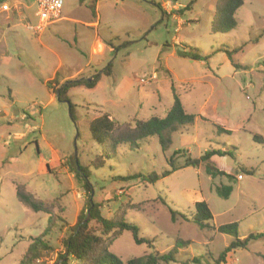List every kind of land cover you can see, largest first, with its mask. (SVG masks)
Segmentation results:
<instances>
[{
  "label": "rangeland",
  "instance_id": "obj_1",
  "mask_svg": "<svg viewBox=\"0 0 264 264\" xmlns=\"http://www.w3.org/2000/svg\"><path fill=\"white\" fill-rule=\"evenodd\" d=\"M21 1L29 7L19 15L16 0H0L12 8L0 13V264H21L29 247L41 241L50 250L30 264L62 263L61 239L80 214H88L83 182L67 166L73 155L87 171L92 198L105 217L123 203L138 205L126 219L155 249L136 244L124 231L110 248L123 261L168 253L181 240L190 244L170 264H194L199 256L214 264L235 240L218 233L220 226L238 223L240 240L264 234V142L254 140L264 139V0H244L237 27L225 34L211 32L216 0H64L61 19L39 34L29 29L39 22L36 8ZM162 7L170 14L163 15ZM181 50H196L203 61L184 58ZM98 75L94 88H70L69 103L47 87L50 81L57 87L54 81ZM173 86L195 122L172 133L166 151L154 136L135 151L110 147V158L96 168L93 162L104 149L91 136V121L103 113L118 122L164 118L174 103ZM176 151L186 153L175 158L177 167L185 161L181 155H216L198 168L162 177ZM151 173L160 179L150 183ZM128 176L134 178L120 179ZM21 185L55 204L53 212L35 213L20 202ZM222 186L233 188L227 199L216 193ZM199 201L212 212L211 229L189 220ZM226 264H264V237L231 251Z\"/></svg>",
  "mask_w": 264,
  "mask_h": 264
},
{
  "label": "trees",
  "instance_id": "obj_2",
  "mask_svg": "<svg viewBox=\"0 0 264 264\" xmlns=\"http://www.w3.org/2000/svg\"><path fill=\"white\" fill-rule=\"evenodd\" d=\"M244 5V0H216L215 13L211 24V32L213 34H225L237 27V21L235 15L237 11ZM160 8V6H159ZM162 10V9H161ZM163 12V10H162ZM163 15H166L163 12ZM179 55L184 58H189L195 61H203L197 51H178ZM231 55V53H228ZM110 66L105 71V74H110ZM100 75L94 76L92 81L85 79L69 80L65 84H59L54 81L57 87H53L51 82H47V87L53 94L57 95V98L61 102H70L68 97V91L72 87H86L94 88L99 81ZM174 103L167 115L164 118L152 117L147 120H140L132 118L130 121L118 122L111 114L103 113L90 123V133L95 142L101 145L104 149V155L99 156L93 162L96 168L104 166L103 157L110 158V147H118L120 145H127L130 150L135 151L140 148L141 142L148 138L157 136L161 148L166 151L172 144L171 134L179 131L181 128L191 125L195 122L196 116L189 115L180 100L179 95L176 93L173 86ZM70 113L73 117V105L70 103ZM219 131H225L218 128ZM254 140L263 143L264 139L258 135L254 136ZM181 151H176L171 157L169 164L171 170L164 172L162 177H166L172 174L177 169L194 167L198 168L202 163H207L211 160V157L216 155V152L206 151L199 159H192L189 156H183L185 161L181 167H177L174 162L175 158L179 156ZM67 166L72 174H74L81 182L88 195L87 210L90 211L92 222H85L87 215L80 214L77 223L74 226H69V231L66 237L61 239L62 252L59 254V258L62 261L61 264H69V261L74 260L77 264H170L177 262V255L180 249L188 246L190 243L178 240L174 248L165 254H159L152 252L148 255L132 258L128 261H123L120 257L111 252L110 248L114 241L124 232L129 231L132 233L133 239L136 244H146L150 249H155L153 241L148 238L140 237V228L133 223H129L126 219L127 211L131 208H135L133 202L121 204L113 213L112 218L105 217L102 212V204L96 203L93 198V188L88 181L87 171L80 166L77 162L75 155L69 158ZM241 171L248 175H252L254 170L241 167ZM211 176L226 175L230 180L234 179L232 176L227 175L223 171L216 170L214 173L212 170L207 171ZM134 178V176H128L126 178H120L128 180ZM160 179V176L156 173H151L149 176V182L155 183ZM233 191L232 186H222L216 188V193L227 199L230 197ZM17 198L20 202L26 205L35 213H48L51 214L55 209V204H45L39 200L33 193L26 191L24 186H17L16 189ZM93 203V208L91 204ZM195 213L189 220L197 225L201 230L211 229L213 226L212 212L205 201H199L194 204ZM177 213L171 210V219L173 222L177 220ZM184 216V215H183ZM185 217V216H184ZM59 220H62L58 217ZM54 218L49 219V228L53 226ZM65 224H67L65 222ZM66 226V227H67ZM238 223H231L228 225L220 226L217 231L220 234L232 235L235 240L226 248V250L220 254L219 258L214 264H226L228 254L237 248H246L250 241L260 239L264 237V234H257L249 236L244 240L238 238ZM50 247L44 241L40 243H33L25 255L21 264H30L34 262L39 256L41 251H49ZM205 257H194L191 262L194 264H212L209 261H204Z\"/></svg>",
  "mask_w": 264,
  "mask_h": 264
},
{
  "label": "built area",
  "instance_id": "obj_3",
  "mask_svg": "<svg viewBox=\"0 0 264 264\" xmlns=\"http://www.w3.org/2000/svg\"><path fill=\"white\" fill-rule=\"evenodd\" d=\"M36 6V16L39 22L35 26H30L29 29L36 34L41 33L48 25L61 19V13L64 5V0H32ZM171 9H180L175 5H168ZM9 6L5 3L0 4V13L9 11ZM168 9V8H167ZM170 14V11H169ZM141 83H146L141 80ZM242 176L239 175L238 179Z\"/></svg>",
  "mask_w": 264,
  "mask_h": 264
},
{
  "label": "crops",
  "instance_id": "obj_4",
  "mask_svg": "<svg viewBox=\"0 0 264 264\" xmlns=\"http://www.w3.org/2000/svg\"><path fill=\"white\" fill-rule=\"evenodd\" d=\"M28 1H30V2H32V4H33V6L36 8V6H35V4L33 3V1L32 0H28ZM2 3V2H1ZM29 6L26 4V3H24V2H22L21 0H16V2H15V4H14V8H13V10H14V13L16 14L17 13V11H19V15H22L23 14V12H24V10L25 9H27ZM9 11L12 9L10 6H9ZM94 10H95V12H96V5L94 6ZM162 10H163V12L165 13V14H169V11H168V9H167V7H162ZM9 11H7V12H9ZM36 12V11H35ZM95 14V13H94ZM95 17L97 18V15H95ZM94 25H96L95 23H90L89 24V27H94ZM64 79H66V80H68V78H64Z\"/></svg>",
  "mask_w": 264,
  "mask_h": 264
},
{
  "label": "water",
  "instance_id": "obj_5",
  "mask_svg": "<svg viewBox=\"0 0 264 264\" xmlns=\"http://www.w3.org/2000/svg\"><path fill=\"white\" fill-rule=\"evenodd\" d=\"M93 79H89L88 81H92ZM91 208H93V203L91 204ZM91 218L90 211H88L87 218L85 219V222H87Z\"/></svg>",
  "mask_w": 264,
  "mask_h": 264
}]
</instances>
